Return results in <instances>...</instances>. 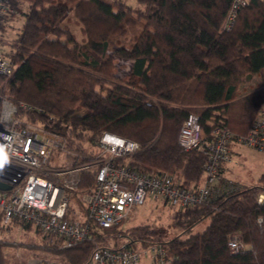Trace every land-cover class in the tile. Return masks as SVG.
Returning a JSON list of instances; mask_svg holds the SVG:
<instances>
[{"label":"trees","instance_id":"1","mask_svg":"<svg viewBox=\"0 0 264 264\" xmlns=\"http://www.w3.org/2000/svg\"><path fill=\"white\" fill-rule=\"evenodd\" d=\"M130 1L7 0L12 11L0 17V54L13 73L0 79V92L17 105L19 118L63 135L79 162L96 157L90 146L107 131L138 144L117 163L140 173L171 169L179 186L196 187L204 180L210 131L223 126L233 137L245 135L264 105V85L238 95L253 76L264 81V0L240 7L230 29L223 22L231 0ZM19 16L8 41L4 34ZM71 24L79 25V36ZM115 56L131 61L125 76L115 71ZM190 112L199 117L201 142L183 150L177 136ZM225 165L206 201L185 208L159 201L170 212L166 226L102 228L72 247L35 228L39 243L26 245L52 252L59 264H83L95 243L118 246L120 238L161 242L172 264H264V202L257 201L264 172L248 186L225 174ZM94 181L95 170L82 171L74 193L80 208ZM17 226L30 227L18 220L2 225L0 214V233ZM235 234L244 246L231 251ZM12 244L25 243L0 237V264L46 263L15 262Z\"/></svg>","mask_w":264,"mask_h":264},{"label":"built area","instance_id":"2","mask_svg":"<svg viewBox=\"0 0 264 264\" xmlns=\"http://www.w3.org/2000/svg\"><path fill=\"white\" fill-rule=\"evenodd\" d=\"M248 1L231 0L223 22L225 29L231 28L237 10ZM6 3L7 0H0V17L12 11ZM12 73L13 65L0 54V79L8 78ZM1 85L0 80V89ZM3 100L11 101L0 92V101ZM20 106L26 109V105ZM15 132L21 133V142L13 145L15 155H11L10 163L0 170V182L10 186L9 189H0L2 225L22 221L37 228L50 241H57L62 247H72L92 239L94 230L110 227L123 230L146 200H165L180 208L206 201L215 185L220 183L221 164L238 163L239 151L234 145L244 144L264 151V105L258 109L245 135L233 137L223 126L210 131L205 145L204 180L191 188L175 183L171 169L149 174L130 169L125 163H117L137 151L138 144L111 132L104 131L97 137L95 146L99 152L85 162H79L82 157L68 146L63 135L25 122L17 113L10 125L0 124V133L12 135ZM177 142L183 150L200 144L201 127L196 114H186ZM61 154H64L62 165L49 166L52 157ZM85 169L95 170V181L80 198L83 204L80 208L70 202ZM257 201L264 202V193L259 194ZM243 246L241 235L235 234L228 241L231 251ZM83 264H172V258L161 242L143 244L127 239L120 246L95 243Z\"/></svg>","mask_w":264,"mask_h":264},{"label":"rangeland","instance_id":"3","mask_svg":"<svg viewBox=\"0 0 264 264\" xmlns=\"http://www.w3.org/2000/svg\"><path fill=\"white\" fill-rule=\"evenodd\" d=\"M134 2L133 0H131ZM130 1V2H131ZM22 16H19L17 19V22H14V26L12 28H8L7 32L4 34V38L6 40H10L14 34L15 31L17 32V26L21 24L22 22ZM71 29L77 36L80 35L78 32L79 25L77 24H71ZM130 60H124L122 58H119L117 56L114 57V66L115 71L121 75L125 76L128 73L129 66H130ZM256 83V86H262L264 85V81L261 80L259 76H253L251 79V83ZM242 85V84H241ZM239 85V90L241 89ZM242 91L240 90L238 92V95H242ZM90 148L93 150L95 154L99 152V149L96 148V146H90ZM238 149L240 154H238V163L237 164H229L232 165L231 171H230V177L238 181L241 184H245L248 186L255 185L259 182V177L262 172H264V151H258L256 149L247 147L244 144H239ZM64 161V154L62 155H54L52 159L49 162V166L56 167V165H62ZM73 206H78L76 203V199L73 196L72 201L70 202ZM169 209L167 206H164L162 202L159 201H151L146 200L145 203L140 207L139 213L134 216L131 220H128L127 226L129 225H136V224H145L150 223L152 221H155L157 223H160L164 226L169 222ZM126 226V227H127ZM97 231L102 232V230L97 229ZM0 237H3L4 239L10 240L13 243L16 242H24V245H17L14 246L12 244V248H10L13 251L14 261L15 262H26L27 257H33V258H41L46 260L45 264H59L58 257L54 255L52 252L44 249H40L38 247H28L26 244L34 245L39 243V237L36 236L35 228L30 225L28 229H21L19 226L14 227L10 234L7 232L0 233ZM126 242L125 238L118 239V246L123 245ZM135 245V244H134ZM10 250V251H11ZM26 259V260H25ZM39 264V263H38Z\"/></svg>","mask_w":264,"mask_h":264},{"label":"clouds","instance_id":"4","mask_svg":"<svg viewBox=\"0 0 264 264\" xmlns=\"http://www.w3.org/2000/svg\"><path fill=\"white\" fill-rule=\"evenodd\" d=\"M18 109L15 103L3 100L0 101V124L10 125ZM21 133L15 132L12 135L0 133V170L10 163V156L15 155L14 144L20 141Z\"/></svg>","mask_w":264,"mask_h":264},{"label":"crops","instance_id":"5","mask_svg":"<svg viewBox=\"0 0 264 264\" xmlns=\"http://www.w3.org/2000/svg\"><path fill=\"white\" fill-rule=\"evenodd\" d=\"M258 87V85L256 86V83L252 82L251 83V80L248 82V83H244L240 86V90L242 91L243 94L249 92L250 90L252 89H256ZM238 145H234L236 147V149L239 151L238 149ZM240 154V153H239ZM225 174H227L228 176L230 175V171H231V168H232V165H229L228 163L225 165ZM238 182V181H237ZM241 184V183H240Z\"/></svg>","mask_w":264,"mask_h":264},{"label":"water","instance_id":"6","mask_svg":"<svg viewBox=\"0 0 264 264\" xmlns=\"http://www.w3.org/2000/svg\"><path fill=\"white\" fill-rule=\"evenodd\" d=\"M10 186L0 182V189H9Z\"/></svg>","mask_w":264,"mask_h":264}]
</instances>
